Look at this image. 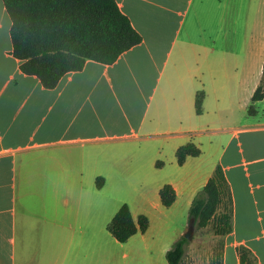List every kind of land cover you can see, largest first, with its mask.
Masks as SVG:
<instances>
[{
    "label": "crops",
    "instance_id": "1",
    "mask_svg": "<svg viewBox=\"0 0 264 264\" xmlns=\"http://www.w3.org/2000/svg\"><path fill=\"white\" fill-rule=\"evenodd\" d=\"M116 1L143 42L113 64L89 60L48 89L22 71L13 54L12 21L0 0V264H39V242L52 247L53 240L59 264H107L111 256L117 263L118 244L140 261L152 248L167 254L176 240L151 241L152 214L145 233L125 243L111 233L115 241L101 243L95 223L106 207L85 190L69 199L70 187H91L94 178L97 187L98 177H105L106 187L125 170L140 187H156L151 202L166 223L165 208L189 209L218 165L234 200L233 231L215 235L224 245L223 264H241L242 245L264 264V98L252 101L262 83L260 50L247 59L239 54L246 44L239 21L228 38L230 0ZM260 6V0H235L236 19ZM250 46L264 48L260 40ZM216 48L233 50L214 55ZM203 89L199 115L196 95ZM252 104L256 115L248 112ZM188 142L202 154L180 165L176 152ZM94 143L115 149L104 153V167L98 166L102 156L92 155ZM165 184L176 190L171 207L160 198ZM20 205L32 208L28 215ZM132 215L135 220L139 214Z\"/></svg>",
    "mask_w": 264,
    "mask_h": 264
},
{
    "label": "trees",
    "instance_id": "2",
    "mask_svg": "<svg viewBox=\"0 0 264 264\" xmlns=\"http://www.w3.org/2000/svg\"><path fill=\"white\" fill-rule=\"evenodd\" d=\"M12 21L13 54L22 61L21 69L35 75L45 88L57 87L68 73L84 69L87 61L103 64L115 63L122 54L143 42L131 19L116 0H3ZM205 90L198 91L195 108L203 113ZM264 98V72L262 83L252 101ZM256 115L252 104L248 110ZM202 149L194 142L180 146L176 152L183 165L190 156L197 157ZM162 164L158 161L157 165ZM98 189L104 178L98 177ZM173 185L165 184L160 198L165 207L176 201ZM190 221L204 230L211 226L215 235L224 237L233 231L234 200L225 171L218 165L207 184L197 193L190 207ZM150 226L147 215L136 222L128 204L121 206L109 225V231L122 243L139 231L145 233ZM190 241L181 236L167 251L168 264H183ZM223 242L214 249L212 264H223ZM241 264H257V258L246 246L238 247Z\"/></svg>",
    "mask_w": 264,
    "mask_h": 264
},
{
    "label": "rangeland",
    "instance_id": "3",
    "mask_svg": "<svg viewBox=\"0 0 264 264\" xmlns=\"http://www.w3.org/2000/svg\"><path fill=\"white\" fill-rule=\"evenodd\" d=\"M260 9H254L248 11L245 9L244 13H239L237 15L238 19H236V13L234 10L235 7V0H230V15H229V26H230V32L228 34V38L232 39V26L236 25V22L239 21V25H243L242 29L244 30V41L246 44H244V47L239 49V54L246 57V59L254 54L259 53L260 50V59L261 62L264 58V48L259 46V49L253 48L250 46V44L256 40H260L261 44L264 45V0H260ZM215 54H221L224 50L232 51L233 49H224V48H216L213 49ZM254 52V53H253ZM192 53V51H191ZM253 53V54H252ZM261 64V63H260ZM245 67L248 66V61L245 60L244 65ZM261 66V65H260ZM264 67V66H263ZM264 71V68L262 70V73ZM263 79V75H262ZM162 99L161 96H157V100ZM95 146H90V150L92 151V155H95V158H98V156H102V159L99 161L98 166L104 167L105 163L103 161L104 159V153L112 154L115 149L112 148V150H108L104 144H97L94 143ZM114 146V144H113ZM137 152L138 148H134V151ZM97 160H95L96 162ZM131 173H126L125 170H119L112 179V176L110 177V182L107 184L106 187H102V189H98V187H95V180H92L89 184L91 187H70V192L67 193V196L69 199L77 200L80 198V190L87 191V194L91 192V196H93L95 199L101 201L103 205L106 207L102 210L100 219L97 223H95V229L97 230V233H99V236L97 239L101 243H109L112 241H115L111 232L109 231V225L111 221L113 220V217L118 212V210L121 208L122 205L128 204L131 208V211L141 215L142 213L148 215L152 214L155 215V217H152L153 219V225L155 226L153 231V235H151V241H165L169 238H173V240L177 241L181 236H185V233H187L189 227L187 226L188 221H190V208L187 210H182V208H173L170 211L165 208V215H163V219H167L164 222H161L160 213L154 209L152 205V199L154 198L153 190L156 187H153L151 184L148 186L140 187V184H138L136 181L138 180L137 176L130 175ZM86 181L85 184H88L89 177H85ZM151 178V177H150ZM105 179V177H104ZM133 179V181H131ZM130 182H133V185L130 184ZM144 184V183H143ZM97 185V184H96ZM93 186V187H92ZM82 188V189H81ZM64 198V196H62ZM61 197V198H62ZM37 203V198L32 197L30 198V202ZM21 206L22 215L28 211V207ZM23 206V207H22ZM112 208L115 209L112 213ZM29 212L27 213V215ZM139 215H136L135 221H138ZM24 220V219H23ZM22 220V221H23ZM41 224H38V228ZM24 226V232L25 231V224L23 222ZM153 226V227H154ZM186 226V227H185ZM95 230V232H96ZM179 232H182L180 235ZM175 238V239H174ZM178 238V239H177ZM40 240H37L38 242ZM175 241V242H176ZM190 243L187 248V253L184 259L183 264H208L210 251L213 249V247H217L219 245L220 238L215 236L213 232V228L209 226L208 228L204 230H199L196 226L194 228V233L192 235V238L189 239ZM57 241H52V247L48 243L39 242L38 247V260L39 264H59L60 260V253L57 250H54L55 243ZM193 243V244H191ZM191 244V245H190ZM174 245V244H173ZM172 245V247H173ZM171 247V248H172ZM170 248V249H171ZM151 254L146 255V257H143V259L140 261L137 259V257H127V246L126 244H118V249L116 251V261L117 263H114V259L111 256V261L107 264H167V257L166 254H160L159 250L156 248H152ZM169 249V250H170ZM97 264H104V263H97Z\"/></svg>",
    "mask_w": 264,
    "mask_h": 264
},
{
    "label": "water",
    "instance_id": "4",
    "mask_svg": "<svg viewBox=\"0 0 264 264\" xmlns=\"http://www.w3.org/2000/svg\"><path fill=\"white\" fill-rule=\"evenodd\" d=\"M195 226H196V224H195V220L192 219V220L190 221V224H189V229H188L187 233H185V237H186L187 239H191V238H192V235H193V233H194V228H195Z\"/></svg>",
    "mask_w": 264,
    "mask_h": 264
}]
</instances>
